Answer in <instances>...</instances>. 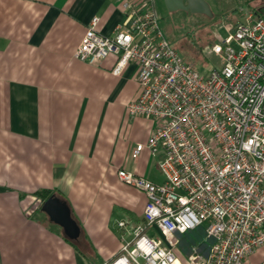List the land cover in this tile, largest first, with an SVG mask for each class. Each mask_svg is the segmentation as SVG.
Returning <instances> with one entry per match:
<instances>
[{
  "label": "crops",
  "instance_id": "crops-1",
  "mask_svg": "<svg viewBox=\"0 0 264 264\" xmlns=\"http://www.w3.org/2000/svg\"><path fill=\"white\" fill-rule=\"evenodd\" d=\"M93 17L107 36L122 21L113 0H0V264L111 260L121 244L116 221L140 222L145 204L117 170L159 182L157 156H129L152 128L126 110L139 92L137 66L115 76L112 55L90 65L73 56ZM43 189L70 206L79 249L35 218L34 192ZM263 255L260 247L244 264Z\"/></svg>",
  "mask_w": 264,
  "mask_h": 264
},
{
  "label": "built area",
  "instance_id": "built-area-1",
  "mask_svg": "<svg viewBox=\"0 0 264 264\" xmlns=\"http://www.w3.org/2000/svg\"><path fill=\"white\" fill-rule=\"evenodd\" d=\"M113 1L122 14L113 35L93 17L73 56L90 65L112 55L115 76L137 66L126 110L152 128L129 156H157L163 181L117 170L145 204L140 222L116 221L120 249L102 264H244L264 247V12L245 10L225 37L216 32L209 49L220 65L201 76L165 39L155 0ZM198 228L203 240L183 251Z\"/></svg>",
  "mask_w": 264,
  "mask_h": 264
},
{
  "label": "rangeland",
  "instance_id": "rangeland-1",
  "mask_svg": "<svg viewBox=\"0 0 264 264\" xmlns=\"http://www.w3.org/2000/svg\"><path fill=\"white\" fill-rule=\"evenodd\" d=\"M205 1L208 3L211 15L184 10L170 11L166 8L164 0H155L159 26L165 39L186 63L192 64L201 76H207L213 68L220 65L219 57L211 53L209 49L215 42L214 35L217 32L222 38L225 37L228 32L223 25H233L239 17L237 13H228L231 8L239 7L238 0ZM153 157H155V163L157 157ZM158 174L159 181L162 182L163 176L160 172ZM38 216L45 224H50L45 213L37 212L35 218ZM50 225L56 227L54 224ZM196 236L203 239L204 231L199 230ZM186 237L188 236L185 235L179 243L184 251L190 249L186 244L188 242Z\"/></svg>",
  "mask_w": 264,
  "mask_h": 264
},
{
  "label": "water",
  "instance_id": "water-1",
  "mask_svg": "<svg viewBox=\"0 0 264 264\" xmlns=\"http://www.w3.org/2000/svg\"><path fill=\"white\" fill-rule=\"evenodd\" d=\"M164 3L170 11L184 10L191 13L210 14V8L205 0H164ZM40 210L45 213L50 222L62 229L64 236L68 239L77 240L79 238L80 227L64 199L51 194L42 202Z\"/></svg>",
  "mask_w": 264,
  "mask_h": 264
},
{
  "label": "trees",
  "instance_id": "trees-1",
  "mask_svg": "<svg viewBox=\"0 0 264 264\" xmlns=\"http://www.w3.org/2000/svg\"><path fill=\"white\" fill-rule=\"evenodd\" d=\"M239 1V7H234L231 8V10L228 13H237L239 15V17L241 16L242 12L245 10H253V11H259V12H264V0H238ZM238 17V19H239ZM237 19V20H238ZM235 24V23H234ZM233 24V25H234ZM51 194H53L52 191L47 190V189H43V190H37L34 192V195L39 199V202L42 204V202L47 199V197H49ZM40 204L36 207V209L34 210V212H41L40 210ZM43 213V212H42ZM44 214V213H43ZM50 224H53L52 222H50ZM55 225V224H54ZM57 226V225H55ZM203 228H198L195 230H190L187 231L185 235H187L188 237H186L187 241L186 244L188 245V248H190L191 246L201 242L203 239L202 237H197L196 233L199 230H202ZM184 235V236H185ZM183 236V237H184ZM182 237V238H183ZM65 238L71 243V245H74L76 248H78L77 246V240H70L68 239L66 236ZM79 249V248H78ZM184 251V250H183Z\"/></svg>",
  "mask_w": 264,
  "mask_h": 264
}]
</instances>
